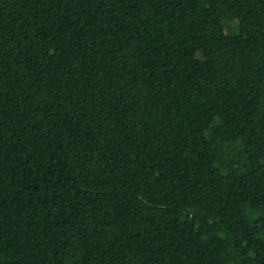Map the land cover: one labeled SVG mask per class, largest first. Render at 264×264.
<instances>
[{
    "label": "trees",
    "instance_id": "1",
    "mask_svg": "<svg viewBox=\"0 0 264 264\" xmlns=\"http://www.w3.org/2000/svg\"><path fill=\"white\" fill-rule=\"evenodd\" d=\"M0 264H264V0H0Z\"/></svg>",
    "mask_w": 264,
    "mask_h": 264
}]
</instances>
